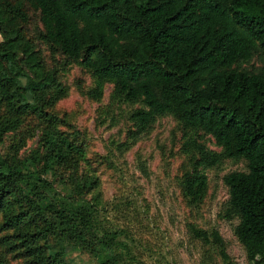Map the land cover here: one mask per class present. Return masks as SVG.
<instances>
[{
    "label": "trees",
    "instance_id": "obj_1",
    "mask_svg": "<svg viewBox=\"0 0 264 264\" xmlns=\"http://www.w3.org/2000/svg\"><path fill=\"white\" fill-rule=\"evenodd\" d=\"M33 15L40 26L35 37L49 52L77 61L96 82L111 83L115 98L141 106L128 116L131 143L169 115L221 148L215 154L197 146L200 164L245 161L246 172L222 178L226 217L237 220L233 234L246 261L264 264V0H0V142L23 116L45 119L30 158L69 181L64 200L41 207L37 173H22L18 162L0 155V249L24 264H63L64 243L98 264L119 259L116 234L96 236L92 208L81 198L96 187L95 179L78 174L81 144L58 131L43 110L55 83L33 51ZM253 57L258 68L241 67ZM91 93L97 97L96 89ZM53 104L46 99V107ZM205 187L204 175H182L181 193L191 202ZM187 229L205 244L212 239L221 264H234L215 231Z\"/></svg>",
    "mask_w": 264,
    "mask_h": 264
},
{
    "label": "rangeland",
    "instance_id": "obj_2",
    "mask_svg": "<svg viewBox=\"0 0 264 264\" xmlns=\"http://www.w3.org/2000/svg\"><path fill=\"white\" fill-rule=\"evenodd\" d=\"M39 30L33 15V51L43 74L55 83L42 99L43 110L58 122V131L81 144L78 174L96 180L95 189L81 198L92 208L96 236L116 234L119 259L113 264H221L219 248L212 239L209 237L205 244L193 238L187 232L188 225L207 234L215 231L230 262L251 264L233 234L236 218L226 217L227 189L222 182L230 172H246L245 161L222 159L211 167L200 164L197 146L215 154H220L221 148L210 136L184 129L169 115L157 117L131 143L128 132L135 129L128 116L141 106L115 98L111 83L96 82L77 61L49 52L35 37ZM258 66L255 57L241 65L250 70ZM95 89L97 97H92ZM47 98L54 104L46 107ZM25 99L31 101L29 95ZM45 128V119L23 116L18 128L0 142L2 157L13 158L22 173H37L35 192L41 207L69 195V181L63 173L44 171L38 161L30 158ZM193 171L206 178L198 202L184 198L180 189L182 175ZM60 252L63 264H98L94 256L67 243ZM0 262L24 264L2 249Z\"/></svg>",
    "mask_w": 264,
    "mask_h": 264
}]
</instances>
